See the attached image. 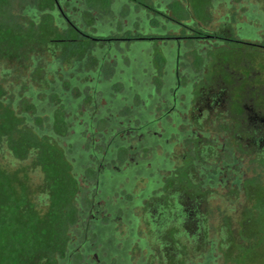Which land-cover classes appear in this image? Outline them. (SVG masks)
Wrapping results in <instances>:
<instances>
[{
    "label": "rangeland",
    "instance_id": "obj_1",
    "mask_svg": "<svg viewBox=\"0 0 264 264\" xmlns=\"http://www.w3.org/2000/svg\"><path fill=\"white\" fill-rule=\"evenodd\" d=\"M165 1L168 2L170 0H150L149 4L153 3V5L156 6L158 3H164ZM180 1L182 3H187L186 0ZM248 2L249 0H239L237 2L234 0H207L203 14L190 18H192L191 20H194L199 27H204L209 30L216 29L225 21L230 22L231 25L235 24L234 26H236V23L244 24L246 19L242 17L244 12L242 8H245ZM26 6L27 5H25L22 0H16L14 11L19 18L23 17V7ZM63 8L66 12L68 11L66 6H63ZM195 8L200 9L202 7L199 4H197L196 7L191 5L190 12L195 14ZM68 12L72 15L81 13L80 9H72V11ZM91 16L97 18L95 22L92 21L94 22L92 24H98L97 33L101 35L104 33H119L120 28L131 29L134 33L143 34L144 32L140 28L141 26L134 29V26L137 24L136 22L139 21L144 26L145 23L148 24L150 22V17L147 12L137 10L128 5L120 8L119 12L115 15L116 17L113 13L112 15H105L99 19L96 11L91 13ZM188 21L190 22V20ZM85 26H87V24ZM4 27L6 26L3 25L2 29ZM153 31L154 30H152V33ZM145 32L148 33L150 30L145 29ZM40 36L41 40L51 39V37L47 36L45 31H41ZM50 45V43L47 45L40 44V46H37V44L33 45V43H24L20 45L15 43V41L13 42V38H7L5 34L0 36V57L10 54H19L23 58L22 63L24 65L23 66L16 59H0V85L6 90L3 103H10V105L15 104L13 105L15 107L14 110H17L18 104L21 106L24 100L29 99L34 108H36V111L47 115L49 121L52 120L55 105L46 103L45 107H42L44 100L39 97V93L44 90L46 85L43 75L45 71L48 70L46 76V90H52L53 93L58 90L55 84H57V82L61 83L64 74L72 67V64L71 66L63 65L62 68L56 66L58 64V56L61 54L57 51L58 56L54 58L52 53H49L47 50L51 47ZM150 45L151 43L149 42H132L128 45L120 46L122 49L125 48L124 50H127L128 53L126 58L130 61V67H128V71L126 70L129 72L128 74L138 73V78H147V72L150 70L145 68L146 58L143 59L140 57L139 66L136 62L132 63V56L130 53L139 50H147ZM232 47L237 50L233 54L234 56L243 54L249 50V47H246L244 43H235ZM96 49L102 55L103 59L105 56L110 57L111 55L106 54L112 50L114 52H123L122 49L116 46H108L105 48L96 46ZM258 50L260 53L264 54V49ZM114 59L115 57H112V63ZM123 64L125 65L124 60ZM53 68H55V71ZM51 70L54 71V74L51 73ZM92 71L94 73L96 70L93 69ZM61 72H64V74L62 75ZM76 73H78L77 75L80 77L75 74H70L69 76L75 78L80 84L89 83L93 86L97 81L94 80L95 77L93 75H81V71H76ZM32 74L36 84L32 81ZM141 83L142 82H140V86ZM145 85L147 86V82H145ZM142 87L143 86H141V88ZM90 90L93 92L94 88L90 87ZM75 93L76 92H72L70 94L74 98H77L78 96L75 95ZM144 93L145 92L142 93L140 91V96ZM66 94H69V89L62 87L60 96L62 99H65L67 104L65 105L66 108H71L73 106V101H71ZM157 94H159V92ZM170 95H172L171 92ZM158 101L161 104L153 107L154 112H150L149 114L150 116H154V120H156L155 132L158 133V135H162L165 130H168L165 127V122L168 124L171 123L172 130H175L172 131L168 143L169 146H172L171 150H167L166 153L164 146H157L155 152L151 151L148 156H144L145 154L143 153L139 154V156L133 155V163H139L141 166L140 168L144 171L150 168L148 163H155L156 167L158 164L167 163L169 165V172L168 170L160 171L159 167L156 168L155 175L162 177L164 175L176 174L179 168L189 169L187 171L190 174L189 178L193 183L203 186L201 190L207 195L203 197V199L206 200L204 206L205 211L202 210L201 213L198 214L200 216L198 219H187L181 201L184 196H189L190 193H187L186 190L174 188L176 181L173 180L172 183L166 186L167 190L164 198L166 204H160L161 208L157 210L158 214L154 215L151 209H146L143 217L148 225L146 223L140 224L138 233L134 235V245L125 253L122 260L124 263L127 261V264H264V163L260 160V157L264 155L253 153L250 150L244 153L234 151L232 156L231 154L229 155V150L232 146L230 142L232 140H230V136L226 130L228 119L224 117L218 118L214 115H211L208 125L199 130L203 133V136L205 134L206 141L203 143H213V149H208L204 155L202 153L201 156L195 155L194 150L197 147L195 143L196 138L194 136H192V140L183 138V134H185L183 126L181 125L183 119L180 118L182 121L179 125H176L173 117L172 119L168 117L165 121L161 122L159 119L168 109L164 106L163 98ZM93 102L94 107L90 106L92 105L91 102L85 103L82 101L81 104L76 107V113L70 111L66 112L65 119L67 122L72 120L68 122V128L72 126L79 128V130L90 128V125L87 124V117L95 121V115L101 113V110L104 109L106 104V102L104 100L101 101L99 97ZM20 108L21 107H19V109ZM146 111L147 109L142 107L138 112L139 122H143V117H145L146 120H144V123L140 124V126H144L149 122V119H147L149 115H147L148 113ZM106 113L107 116L110 117V110H107ZM27 114L28 118H34V112H29ZM135 114L137 115V112ZM196 114L198 113L196 112ZM12 115L14 118H18L17 111L13 112ZM132 118V115L128 113L125 114L123 120H131ZM10 119V114H7V117L1 114L0 126H6L7 129L16 128L15 130L13 129L14 140L21 141L23 132L21 128L17 127L15 122H12ZM233 125H236L239 131H244L239 118H234ZM45 127L50 128L48 125H45ZM39 129L41 130L42 128L39 127ZM91 130L94 133L98 131L96 128H92ZM84 138L90 143V146L95 142L98 143V139H100L99 136L92 137L89 134H81L78 138L75 137L73 141L79 144ZM109 142L110 140L106 145H108ZM128 143L134 145L132 140H128ZM6 149L7 148L4 146V149L0 152L2 176L9 185L13 195L20 200L24 198L28 203L20 207L18 211V227L23 230L27 227L30 220L29 218H43L50 211L48 201L36 203L35 200L40 194L23 193V189L26 187L25 185L27 182H29L34 174L40 171V167L36 165L40 152L32 149L29 151L26 159L18 160L12 158ZM94 149L95 153L99 156L98 162L103 161L106 154L98 146ZM189 159L193 161L191 167L187 166ZM107 160L109 162L113 161L112 157ZM239 164L241 166H239ZM151 177L152 175L149 176V178ZM214 177L215 181L212 179ZM149 178L138 184L140 190L147 188ZM41 179H43L42 176ZM245 179L248 181L255 180V182H250L246 189L243 190V185L236 182ZM205 180L209 182H205ZM152 183L157 184L158 182L152 181ZM138 188L132 192L137 194L140 192ZM56 190L60 194L65 192V182L62 179L58 180ZM39 197L44 201L46 195ZM33 200L36 204L33 203L34 205L31 206ZM157 208L158 207H156L155 210ZM246 215L248 219L242 224ZM40 224L38 222L39 226ZM124 227L127 226L123 224L120 230L122 231ZM79 232L78 230L71 233L70 261L69 263L64 262L62 264H116L114 260L111 261L112 263H108L107 261L100 262L99 259L102 260L110 256V254L108 252L102 253L99 249H94L91 246L93 243L91 237L86 240L87 238L84 235H80ZM205 232L207 233L204 238L203 234H205ZM107 237L108 251L110 252L113 248L117 251H121L122 244H118L116 240L122 242L123 240L130 239L121 234H108ZM50 245V240L47 238L37 241L35 245H33L34 255L29 264H43L45 258L40 254L39 250L43 247H49ZM78 256L82 258L79 260ZM18 257L22 258V254ZM116 257L117 256L113 259Z\"/></svg>",
    "mask_w": 264,
    "mask_h": 264
},
{
    "label": "flooded vegetation",
    "instance_id": "obj_2",
    "mask_svg": "<svg viewBox=\"0 0 264 264\" xmlns=\"http://www.w3.org/2000/svg\"><path fill=\"white\" fill-rule=\"evenodd\" d=\"M175 1L180 0L160 2L156 6L153 3L126 4L147 12L150 22L144 26L137 21L134 26V29L141 26L144 33H135L131 37L122 33L97 36L100 40L136 38L151 43L147 50L130 53L132 63L139 64L140 57L146 58L149 65L147 70H150L146 79L142 76L138 78V73L130 75L127 72L125 76L124 70L128 69V64L125 67L123 59L127 58L128 53L119 46L123 52L110 51L106 54L111 55L109 57L111 61L112 57H115L113 63L117 64L109 75L98 73L93 86L89 83H78L80 91L75 93L77 98L69 91L73 106L68 108V111L73 113H76V107L82 101L87 102L88 97L91 107H94L93 101L98 97L106 102L101 113L95 115V121L87 117L90 128L79 130L72 126L68 132L70 140L81 134L100 138L98 143L95 142L92 146L87 142L89 159L96 157L97 161L72 165V173L79 180V196L78 220L71 228V232L79 230V234L84 235L86 240L91 237L93 241L91 246L94 249L110 254L102 260L99 259L100 262L110 263L114 260L116 264H127L128 262L124 263L122 258L134 245V235L138 233L141 223L148 225L143 217L146 209H151L153 214L157 215V210L161 208L160 204H166L164 198L168 177L171 174L162 177L155 175V171L157 167L160 171H166L169 165L163 163L156 167L155 163H148L150 168L144 171L139 163H133L132 158L133 155L139 156L141 153L148 156L151 151L155 152L157 146H164L166 153L167 150H171L172 146L168 143L172 131H175L172 130L171 123L165 122L168 130L164 127V133L158 135L155 132L156 120L149 114L154 112L153 107L161 104L158 100L163 98L164 106L168 109L159 120L163 122L166 118L173 117L176 125H179L183 119L181 124L185 131L183 138L186 140H192V136L196 138L195 155L201 156V153L204 155L208 149H213V143H203L206 141L205 134L203 136L199 131L208 125L211 115L228 119L226 130L232 140L229 155L232 156L234 151L244 153L249 150L264 155V54L258 50L264 49V0H249L248 5L242 8L244 11L242 17L246 19L244 24L236 23L234 26L235 24L231 25L225 21L214 30L199 27L194 20L177 21L172 12ZM183 5L190 11L188 4ZM123 6L125 5L118 6L117 12ZM193 16L197 15L192 14ZM145 29H149L150 32L146 33ZM235 43H244L249 50L234 56L237 50L232 45ZM157 58L166 59L160 70L155 67ZM81 75L85 74L81 72ZM90 87L94 88L93 92ZM140 91L145 93L140 96ZM142 107L147 109L149 115L147 118L149 122L144 126L140 124L144 123L145 117L142 118V123L139 122L138 113ZM107 110H110V117L107 116ZM128 113L133 118L123 120ZM234 118L240 119L244 131H239L238 127L233 125ZM92 128L98 131L94 133ZM109 140V144L106 145ZM128 140H132L134 145L128 143ZM97 146L106 154L103 161L98 162L99 156L94 149ZM123 148L128 150L130 155L122 161ZM74 153L76 158L80 156ZM111 157L113 161L109 162L107 159ZM147 178H149L147 188L140 190L138 184ZM212 179L215 181V177ZM243 181L239 180L236 183L242 184ZM136 188L140 191L137 194L132 192ZM156 207L158 208L155 210ZM185 211L187 212L186 209ZM191 212L192 215L198 213L194 210ZM121 224L127 226L122 231ZM108 234H121L130 239L122 242L116 240L118 244H122L121 251L113 248L110 252L107 244ZM115 256L117 257L113 259Z\"/></svg>",
    "mask_w": 264,
    "mask_h": 264
},
{
    "label": "trees",
    "instance_id": "obj_3",
    "mask_svg": "<svg viewBox=\"0 0 264 264\" xmlns=\"http://www.w3.org/2000/svg\"><path fill=\"white\" fill-rule=\"evenodd\" d=\"M149 1L150 0H22L27 6L23 7V17L19 18L14 11L16 0H0V36L5 34L7 38H13V42L15 41V43L20 45L24 43H33V45L37 44V46H40V44L47 45L50 43L51 47L47 49L48 52L52 53L54 58L58 56V52L61 54L58 56V64L56 66L62 68L63 65L71 66L72 64V67L69 68L70 70L66 74L61 72L62 75L64 74L63 81L55 84L58 90L53 93L52 90H46V76L48 70H46L43 75L46 85L44 90L39 93V97L44 100L42 107H45L46 103L55 105L53 117L50 121L47 115L36 111V108H34L29 99L24 100L21 106L18 104V109L21 107L19 110H14L15 107L13 105L15 104L10 105V103H3L6 90L0 85V115L4 114L7 117V114H10V120L15 122V125L21 128L23 132L22 140L15 141L14 130L16 128L7 129L6 126H0V152L5 146L9 155L18 160L26 159L29 151L32 149L40 152L36 164L40 167V171L34 174L29 182H27L25 185L26 187L23 189V193L40 194L39 196L41 197L42 195H46L44 201L39 196L35 201L36 203L48 201L50 205L49 213L43 218L31 217L32 219L29 218L30 220L27 227L23 230L19 229L17 218L18 211L20 207L28 203L24 198L20 200L13 195L9 185L2 176V169L0 167V264H29L34 255L33 245L44 238L49 239L51 245L39 250L40 254L45 258L43 264L69 263L71 256V228L78 220L77 198L79 196V180L72 173V165L75 163L94 162L97 161V159H89V150H87L89 145L85 138L81 140L79 144L72 139L71 142L69 139L68 132L71 127L68 128V122H70V120L67 122L65 119L68 108H66V101L61 98L60 93H62V87L68 88L70 92L78 93L80 91L76 79L69 76L70 74L77 75L78 73H76V71H81L85 75L90 74L96 77L100 72L109 75L113 71V68L117 66L116 63L110 62L111 59L109 57L103 59L102 55L96 49V46H102L103 48L108 46L119 47L128 45L132 42H147L141 39L137 40L136 38H124V40L104 38L100 40V38L97 37L101 35L97 33L98 24H92L97 18L91 16V13L96 11L99 19L105 15H112L113 13L115 16L117 14V7L121 4H149ZM186 2L190 8L191 5L195 7L197 4L201 5L202 8H195V14L200 16L204 12L207 0H186ZM63 6H66L68 11L80 9L81 13L72 15L70 12H66ZM172 12L177 21L192 19L190 17H192L193 13L186 10L181 1H175L173 3ZM84 23H86L87 26H85L86 24ZM3 25L6 27L2 29ZM119 30L120 34H125L127 37H131L135 34L131 29L127 30L125 28H120ZM41 31H45L47 36L51 37V39L41 40ZM114 34L116 33H104L102 35L110 36ZM36 58L38 59L37 56ZM0 59H16L23 65V58L19 54L1 56ZM123 60L125 61V67L127 64L128 67H130V61L126 58ZM165 61L166 59L157 58L155 62L156 69L160 70L165 65ZM148 66L146 61L145 68H148ZM55 68H53L54 71ZM93 69L96 70L94 73L92 71ZM53 70H51L52 74H54ZM84 71L86 73H84ZM124 73L126 76V69ZM32 81L36 84L33 74ZM117 87L119 88V86ZM66 95L70 97V94ZM89 100L90 98L88 97L86 101L88 102ZM15 111H17V119L12 115ZM29 112H34V118L27 117V113ZM45 125H48V127L50 126V128H46ZM39 127L42 129L40 130ZM78 136L76 138H78ZM121 151V159L123 161V158L128 157L130 152L124 148ZM74 152L80 154V156L76 158ZM261 157L260 160L264 163V157ZM192 164L193 161L189 159L187 166L191 167ZM188 170L189 169L186 168H179L176 174L174 173L168 177V184L175 180L176 184L174 188L186 190L187 193H190L189 196H184L181 202L183 209L187 210V212H184L186 214L185 217L194 220L200 217L198 214L201 213L202 210L205 211L204 206L206 200L203 199V197L207 195L201 190L203 186L193 183L189 178L190 174L187 172ZM41 176L43 179H41ZM59 179L65 182V192L62 194L56 190ZM250 182L253 183L255 180L248 181L245 179L243 181V190L246 189ZM33 201L31 206L35 203V201ZM183 205H187L192 211L194 210L198 213L192 215L191 210ZM246 219H248L247 215L242 221V224ZM38 222L39 224L41 223L40 226ZM206 233L207 232L203 234L204 238ZM20 254H22V258L18 257ZM78 257L79 260L82 258L81 256Z\"/></svg>",
    "mask_w": 264,
    "mask_h": 264
}]
</instances>
